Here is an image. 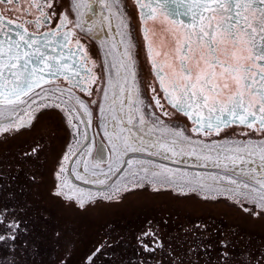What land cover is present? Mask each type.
Masks as SVG:
<instances>
[{
	"label": "snow or ice",
	"instance_id": "snow-or-ice-1",
	"mask_svg": "<svg viewBox=\"0 0 264 264\" xmlns=\"http://www.w3.org/2000/svg\"><path fill=\"white\" fill-rule=\"evenodd\" d=\"M98 2L110 34L113 17L118 20L117 31L112 36L113 42L105 54L107 88L103 91V100L105 102L108 100L109 89L118 88L121 97L120 108L123 111L124 97L127 93L128 111L138 113L136 120L142 125L146 122L143 109L151 108V105H144L141 99L137 82V63L132 54L134 45L131 35L128 33L126 36L119 31L121 25L127 27L119 0H98ZM134 3L140 9L146 10L142 15L147 19L155 20L159 15H163L171 25L166 30L172 36L175 45L173 52L155 51L149 41L147 55L165 103L192 121L195 125L191 128L193 133L219 134L222 129L233 124L264 132V0H147V2L134 0ZM59 6L68 7L74 12L75 22L69 18L67 12H62L55 30L30 32L28 27H25V23L34 24L39 30L44 26L50 27V22L57 18L56 11L51 13L47 11L53 8L52 0H0V105L13 106L10 115L17 117L7 124L0 123V134L31 126L38 113L48 109H58L65 115L67 124L74 129L76 135L87 138L86 130L91 125L93 113L89 104L84 99L74 96L71 89L78 88L87 96H92L93 92L89 86L98 81L93 71L97 65L90 60L89 53L81 45L76 31L65 29L72 24L74 29L90 32L91 29L85 30L82 24V9L89 6L85 0H67V5ZM22 10L25 15L35 18L20 23L9 18L12 13H19ZM89 10L95 14V8ZM172 16L177 18L185 16L190 22L185 23L180 19L169 20L168 18ZM148 31L146 27L143 29L146 41H148ZM116 36L120 37L118 42ZM74 39L75 48L72 46ZM161 55L165 56L163 61L157 59ZM59 77L68 82V89L41 87L51 84ZM144 87L145 89L151 87L153 95L150 99L157 109L168 115L164 111L165 103H162L156 87L150 86L146 80ZM38 88L43 93V95L37 93L41 102L37 104L33 99L31 104H28V109H31L33 104L37 105L36 109L22 110L23 115L16 112V106L27 103L22 98L28 97ZM65 95L68 97L67 100L64 99ZM113 97H116L115 91ZM69 101H73L71 106ZM98 107L100 115L104 116L106 112L104 103H100ZM108 111L111 113L112 121L117 125L123 123L118 120L114 106H110ZM151 115L155 116L154 113ZM0 116H3L2 111ZM25 116L28 117L27 120ZM126 122L132 125V117L128 116ZM155 123L163 124L159 120ZM80 125L85 126L84 131H81ZM104 128V136L109 141V151L116 156V161L108 164L107 171L99 162L93 164L90 170L88 160H70L80 151V149L73 151L70 148L69 154L62 158L65 163L60 164L53 174L54 183L50 192L54 200L59 199L64 209L87 211L88 205L96 198H112L105 192L93 193L80 188L70 179L73 177L87 184L89 180L85 174L91 171V175L96 177L92 183L110 187L113 193L121 190V184L125 190L145 185L151 186L154 191L170 187L181 195H188L189 192L206 193L205 199L225 196L251 215L264 214V178L257 172L259 168L264 173V142L233 143L219 149L215 144L194 142L182 129L165 126L163 131L173 137L171 143L159 144L158 151L148 152V155H161L160 150H163L164 159L195 157L203 161L198 165L199 167L206 168L207 162L212 161L214 166L222 169L223 172V174L209 173L205 176L199 172L190 174L181 168L172 169L163 164H155L151 160L136 158L123 160L122 157L129 153L146 152L147 149L134 146L130 143L129 136L121 135L126 131L124 127H119V132L114 135H110L107 131V123ZM113 138L119 143H113ZM177 142L187 145V150L185 147L177 148ZM77 143H80L79 139ZM42 147L37 141L31 151L25 152L24 155L38 158ZM213 152L215 157L212 155ZM87 153L91 155V147L87 149ZM254 157L260 160L259 165L255 164ZM69 162L74 166H66ZM177 162L173 160V163ZM248 165L253 166L248 167ZM81 166L83 173L80 171ZM229 171H237L238 174L235 177L229 176ZM101 176L102 179L99 178ZM112 176H116V180L109 185ZM240 176H248L253 183L240 179ZM12 179L16 180L17 177L14 176ZM30 179L37 182L35 175ZM224 182L233 187L224 188L222 186ZM244 204L255 205L260 212L250 211L244 207ZM41 219L45 222L46 228L49 215L41 213ZM0 224H3L2 220ZM7 227L20 228L21 233H28L31 241L25 240L24 243L38 253L46 244L44 236L38 234L34 228L31 230L27 227L21 228L20 223L6 226V230ZM52 235L57 245L62 240L65 241V255L55 264H70L73 242L66 239L65 230L57 228ZM18 238L19 234L10 237L13 241ZM0 240H4L7 245L4 235H0ZM104 246L101 245L82 257V264H97L103 255L101 248ZM145 247L147 248V245ZM247 264L252 262L248 261ZM256 264H264V252L256 260Z\"/></svg>",
	"mask_w": 264,
	"mask_h": 264
},
{
	"label": "flooded vegetation",
	"instance_id": "flooded-vegetation-1",
	"mask_svg": "<svg viewBox=\"0 0 264 264\" xmlns=\"http://www.w3.org/2000/svg\"><path fill=\"white\" fill-rule=\"evenodd\" d=\"M52 2L53 8L47 11L49 13L56 11L57 18L50 22V27L44 26L39 30L34 24L25 23L30 32L55 30L62 12H67L69 18L75 22V13L68 7L59 6L67 5V0H52ZM123 2L130 16L135 51L140 61L141 78L147 101L163 117L181 116L165 103L163 93L152 73L136 5L133 0ZM9 18L25 22L35 17L25 15L22 10L19 13H12ZM65 30L76 31L77 37L89 53L90 60L97 65L94 71L99 74L97 83L89 86L93 92L92 96L89 97L76 88L71 90L74 96L84 99L89 104L93 113L88 135L84 141L89 140L88 143L92 148L87 160L94 162L99 146L97 135L99 134L100 138L106 141L105 115L101 116L98 110L99 129L97 128L96 131L95 114L90 104L97 99L101 89L98 53L91 35L74 29L72 24ZM145 80L150 86L156 87L162 103H165L164 111L168 115H164L155 107L150 99L153 95L151 87L148 89L144 87ZM69 102L71 106L73 101ZM143 110L146 112L145 109ZM48 112H53L59 117L56 120L44 121V124H47L45 130L33 135L25 133V131L31 132L35 125H40L39 119ZM185 120L187 121L186 118ZM59 126L67 131L68 142L70 137H73L72 145L70 144L73 147L78 136L67 124L65 115L57 109H48L39 113L28 129L0 135V177H2L0 210L7 209L0 211V220L3 221V224H0V235H4L7 239V245L4 240H0V264H55L65 255V241L62 240L59 245L54 243L52 233L57 228L65 230L66 239H70L74 244L70 264H82V257L101 245L105 246L101 248L103 255L97 264H247L248 261L256 264V260L261 257V253L264 252V214L251 215L225 196L205 199L199 192L181 195L171 191L170 188L154 191L153 188L141 187L126 192L116 203L105 204L106 201L111 200L95 199L88 206L87 211L74 212L64 209L59 199L54 200L50 195L54 183L53 174L59 164H62L63 156L69 152V146L66 145L62 152L58 153V145L64 140L59 142L55 137V130L57 128L59 130ZM81 126L84 125H80V128ZM236 128L238 133L244 135L264 137V132ZM53 131L54 133L51 134L50 132ZM37 141L43 146L38 158L25 156L24 153L30 152ZM33 175L37 177V182L30 179ZM14 176L17 177L16 180L12 179ZM144 191L152 195L169 194L171 199L155 201L136 196ZM188 203L193 204L194 207ZM226 206L235 209L237 213H230ZM244 207L250 211L260 212L252 204H244ZM41 213L50 217L46 228ZM16 223H20L21 228L27 227L29 230L34 228L38 234L44 236L46 244L39 253L24 243L25 240L31 241L28 233H21L20 228L7 227L6 230V226ZM15 234H19V238L13 241L10 237Z\"/></svg>",
	"mask_w": 264,
	"mask_h": 264
},
{
	"label": "bare ground",
	"instance_id": "bare-ground-1",
	"mask_svg": "<svg viewBox=\"0 0 264 264\" xmlns=\"http://www.w3.org/2000/svg\"><path fill=\"white\" fill-rule=\"evenodd\" d=\"M85 3L89 7L82 9V11L84 13V15L82 17V24H83V27H84L85 30L90 28L91 31L90 32L84 31V32L87 33L88 35H91L93 38L95 37L96 39L101 38V36L104 35L103 32H105V31H106V35H107L108 34L107 25H103V26L106 27V30H104V31H102V28L105 29V27H102L100 25V22H101L100 20L103 17L101 15V9H100V4H99L98 0H85ZM91 7L95 8V14H93V12L89 10V8H91ZM102 22H104L103 19H102ZM114 33H115V31H114ZM116 40L118 41V37L116 38ZM132 54H133V52H132ZM133 57H134V54H133ZM42 88H45V89H47V88L68 89L69 87H67V86L65 87L64 85L61 86L60 84H53V85L43 86ZM37 93H39L40 95H43V93L41 92V89H37L33 93L29 94L28 97H23L22 99H24L27 103L19 104L18 106H16V112H18L21 115H23V111L22 110H28V111L35 110L37 105L33 104L32 108L28 109V104H31V101L33 99H35L37 101V104H39L41 102L39 96L37 95ZM125 94L127 95V93H125ZM53 99H54V97H53ZM64 99L65 100L68 99L67 95H65ZM101 100H102L101 103H104L105 109L107 111V109L109 107L108 102L110 100H112V101L115 100V98L113 97L112 89L109 90V98H108V100L106 102L103 100V93H102V99ZM5 106H8V105H5ZM10 107H13V106H10ZM0 111L3 112V116H0V123L7 124V123H9L11 121H14L17 118L15 115H10L8 117L9 113L5 112L4 109H2V108H0ZM120 113L121 114L118 117V120L123 121V123L121 125H117L116 122L112 121L111 119H108L105 116L104 121H105V124L107 123V125H108L107 131L109 132V134L110 135H114L115 133L119 132V127H124L126 129V131H125V133H123L121 135L129 136L130 137V143H132L134 146H136L138 148L147 149L146 152L142 151V152H137V153H129L128 155L123 156V157H125V160H127L129 158H136V159H139V160H151L155 164H163V165H166L167 167L172 168V169H176V168L184 169V170L188 171L190 174L191 173H196V172L204 174L205 176H207L209 173L215 174L217 172H220L221 174H223L222 169L216 168L212 161L207 162V167L205 168V167H199L198 166L201 163H203V161L197 160L195 157L189 158L187 156H183V157H176V158H172V159H164L163 158V155H164L163 150H160L161 151V155H152V156L148 155V152H153V153L157 152L158 148H159V144H161V143H171V140L173 139V137L170 134L165 133L163 131L164 126L159 125L158 123H155V121H153V119L150 118L148 116L147 112H145V111H144V114H145V117H146V122L144 124H142V125L137 123V120H136L137 115L135 113H134L135 116H131L132 119H133V124L132 125H128L127 122H126L127 121V117H128L127 114H126L127 112L123 110V112H120ZM5 117H7V119H5ZM27 119H28V117L25 116V120H27ZM35 119H36V117H35ZM109 120H110V122L108 123ZM24 127H29V126H24ZM166 127L173 128V127H170V126H166ZM21 129H23V127L19 128V130H21ZM80 129H81V131H84L85 126H81ZM13 131H15V130H13ZM104 131H105V128H104ZM2 134H0V135H2ZM87 135H88V128L86 130V136ZM188 137H190V136H188ZM78 139H79L80 143H77ZM191 139H192V137H191ZM75 140H76V143L73 145V147L71 146L72 145L71 144V145H69L68 149H70L72 147L71 149L73 151H75L76 149H80V151L77 153V155L72 156L70 158V160L71 161H75L77 159H85V160H87V158H88L87 149L89 147H91V145L88 143L89 140H87V142H85L84 141L85 138L82 137V136L81 137H77ZM112 142L113 143H119L114 138H113ZM196 142L197 143H202V144H207V145L215 144L219 149H223L225 146H230L233 143H235V144H246V143L250 142V143H253V144H260L261 142H264V139H261V140H230V141L227 140L226 142H222V143H218V142H215V141H212V142H205V141L198 142V141H196ZM82 143H84L83 147H81ZM102 143L103 144L100 143V146H98V151L96 152V155L94 157V162H89V165H90V167H92L93 164L99 162V163H101V166L104 168V170H107L108 164L115 162L116 161V157H115V155H112L110 153V151H109V149L107 147L108 145L106 146L104 141ZM84 146H85V148H84ZM176 147L177 148L185 147V149L187 150V145H183L180 142H177ZM197 151H199V149H197ZM205 151H207V150H205ZM67 154H69V152H67ZM168 155L170 156V153H168ZM212 155L215 157V152H213ZM253 159H255V164L256 165H259L261 163L260 160L258 159V157H254ZM173 160H177L178 162L177 163H173ZM225 162H227V161H225ZM62 164H63V162H62ZM66 166L71 167V166H74V165H72L69 162V163L66 164ZM252 166L253 165H248V167H252ZM90 170H91V168H90ZM80 171L83 173V167L82 166L80 167ZM257 172L261 174L262 178H264V173H262L259 168H257ZM48 173H47V176H48ZM237 174H238L237 171H229L228 172V175L229 176H233V177L237 176ZM85 175H86L87 179L89 180V183H87V184H85L83 181H77L73 177H70V179H72V182L74 184H76L77 186H79L80 188H83L85 190H90L93 193L105 192V193H107L108 195H111V196L114 195V194L118 195V192L113 193L112 189L110 187L100 186V185L92 183V181L94 179H96V177H93L91 175V171L89 173L85 174ZM99 178L102 179L103 177L101 176ZM240 179L246 180L249 183H253V181L248 176H240ZM115 180H116V176H112V179H110L109 182H108L109 185L113 184V182ZM222 186L224 188L233 187V186L229 185L227 182H224ZM129 187H131V186H129ZM166 188L167 187H165V189ZM131 189H134V188H131ZM121 190H123V192L128 191V190L124 189L123 184H121ZM185 191H187V189H185ZM201 194H203V196L206 195V193H201ZM99 199H102V198L101 197L96 198V200H99Z\"/></svg>",
	"mask_w": 264,
	"mask_h": 264
},
{
	"label": "rangeland",
	"instance_id": "rangeland-1",
	"mask_svg": "<svg viewBox=\"0 0 264 264\" xmlns=\"http://www.w3.org/2000/svg\"><path fill=\"white\" fill-rule=\"evenodd\" d=\"M119 6H120V10L123 12L124 14V23L127 24V27H124L123 25L120 26V29L119 31L121 33H124L126 36L128 33H130L131 35V40H132V43H133V48H132V52L134 54V59L136 60V63H137V69H138V85H139V88H140V92H141V99L143 100L144 102V105H150L149 104V101H147V98L145 96V93H144V88H143V82H142V78H141V66H140V61H139V58L136 54V51H135V41L133 39V32H132V25H131V22H130V16L127 12V9L124 5V2L123 0H119ZM92 8V7H91ZM83 12V11H82ZM84 15V13H83ZM83 17V16H82ZM103 19V18H102ZM102 19L100 20V25L102 27H105L103 25H107L106 22H102ZM104 23V24H103ZM117 23H118V20L116 17H113L112 19V33L110 34L109 33V30L107 29V32L108 34L106 35V31L103 32L104 35L101 36V38L99 39H96L95 37L93 38V41L96 45V49H97V53H98V64H99V70H100V74H101V89H100V94L97 96V99L98 100V104L96 106H93L92 105V108H93V112L95 114V126L96 128L99 129V119H98V110H99V104H100V101H101V97H102V93L104 91L105 88H107V83H106V80H107V70L106 68L104 67V60H105V54L106 52L108 51V48L110 47L111 43L113 42L112 41V36L115 35L116 31H117ZM108 28V27H107ZM106 30V27L105 29L102 28V31ZM115 31V33H114ZM132 33V34H131ZM93 35V34H92ZM108 36V37H107ZM118 37V41L120 39L119 36H116L115 39ZM102 39V40H101ZM104 41H107V43H103ZM117 41V40H116ZM117 41V42H118ZM139 62V63H138ZM121 75L123 76V72L121 73ZM129 81H131V78L129 77ZM110 90V89H109ZM115 91L116 92V97H115V100H110L108 102V105L109 107L110 106H114L115 107V114L117 116V118L120 116V112H123L121 111V108H120V95L119 94V91H118V88L117 89H112V92ZM134 93V92H133ZM126 94H125V108H124V111H126L127 113V116H135L134 113L138 116V113H136L135 111H132V112H129L128 111V108H127V101H126ZM133 97L135 98V93L133 94ZM90 103V102H89ZM91 104V103H90ZM70 105V104H69ZM119 106V107H118ZM108 107V109H109ZM0 108L4 109L5 112H8L9 115L8 117L10 116V110L12 109V107L10 106H5V105H0ZM119 108V109H118ZM105 112V116L108 118V119H111V113L108 111ZM148 114V116L150 118L153 119V121H156V120H159V121H162L163 124L162 126H171L173 128H178V129H182L184 131V133H186L188 136L192 137V140L194 142L198 141V142H202V141H205V142H212V141H215V142H218V143H222V142H226L227 140L230 141V140H261V139H264V137L262 138H256L254 136H248V135H244V134H241V133H238L237 132V128L236 127H232V128H229L227 129L225 132H223L221 134V136L219 137H203V136H200V135H197V134H194L192 131H191V125L185 120V119H182V118H179V117H172V118H166V117H163L161 116L159 113H157L151 106V108H148V107H145L144 108ZM58 110V109H57ZM62 113V112H61ZM152 113L155 114L154 117H152ZM64 115V114H63ZM59 116H57V114L53 113V112H48L46 113L45 115H43L38 123L40 125H35V127L37 126V128L34 127V129L29 132V131H25L26 134H35V133H38L40 131H42L43 129L45 130L46 129V126L47 124H44V121H46L47 119H54L56 120ZM112 120V119H111ZM110 122V120L108 121V123ZM37 123V124H38ZM104 125H105V122H104ZM161 125V124H159ZM30 127V126H29ZM56 127V126H55ZM60 129L58 130H55L56 134H55V137L56 139H58L59 142H61V140H63L62 144L58 145V153L60 151V153L62 152V150L64 149V147L67 145V147L71 144L72 142V136L70 137V141L68 142L69 140V135L67 133L66 130H62L61 129V126H59ZM108 127V125H107ZM24 129H28V127H23V130ZM108 129V128H107ZM186 131V132H185ZM7 134L10 133V132H6ZM4 133V134H6ZM3 135V134H2ZM73 135V134H72ZM68 143V144H67ZM105 145L108 147L109 149V141L108 139H106L105 141ZM67 147H66V150H67ZM57 150V148H56ZM65 150V151H66ZM116 157V156H115ZM123 160H125V157H122ZM63 164H64V161H63ZM60 165V164H59ZM58 169V168H57ZM56 169V171H57ZM107 171V170H105ZM138 188H141V187H136L134 189H131V190H128L126 192H129V191H133L135 189H138ZM144 188H152L151 186H148V185H145ZM167 188H170V187H167ZM164 190V188H161V190ZM171 191H175L173 190L172 188H170ZM126 192H123V190H120L118 192V195L114 194L112 195L113 197L111 199H106V200H111V201H106L105 204H110V203H116L119 198L123 197V194L125 195ZM177 192V191H176ZM135 195V194H134ZM136 196L138 198H141V199H153V200H158V199H161L160 201H166V200H169L171 199V196L169 194H161V195H152L146 191L144 192H140L138 193V195L136 194ZM104 198H102L101 200H103ZM184 203V202H182ZM92 203H90L89 205H91ZM190 204V203H188ZM88 205V206H89ZM185 205V203L183 204ZM190 206L194 207L193 204H190ZM227 207V206H226ZM228 208V207H227ZM225 210V209H224ZM228 210H230L229 212L230 213H237V211L235 209H232V208H228ZM74 212L75 211H79V210H73ZM252 211V210H251Z\"/></svg>",
	"mask_w": 264,
	"mask_h": 264
},
{
	"label": "water",
	"instance_id": "water-1",
	"mask_svg": "<svg viewBox=\"0 0 264 264\" xmlns=\"http://www.w3.org/2000/svg\"><path fill=\"white\" fill-rule=\"evenodd\" d=\"M134 2V0H133ZM143 2H147V0H143ZM135 4V3H134ZM136 5V8H137V11H138V16H139V21H140V24H141V33H142V36H143V39H144V32H143V29L146 27L149 31H148V41H145V49H146V53H147V45L149 43V41L152 43L153 45V49L155 51H160L162 53H172L173 50H174V42H173V39H172V36L169 35L168 31L166 29L170 28L171 25L167 22V20L165 19V17L163 15H159L155 20H152V19H147L146 17H144L142 15V12L146 11V10H142L139 8V6L137 4ZM155 6V5H154ZM174 7V6H173ZM169 20H174V19H180V20H183L185 23H188L190 22L189 21V18L188 17H185V16H181V17H175V16H172V17H169L168 18ZM14 20V19H13ZM16 21L17 23H20L19 21L17 20H14ZM26 27V26H25ZM81 42V41H80ZM81 45L83 46L84 50H86L85 46L83 45V43L81 42ZM74 48L76 47L75 45V40H73V45H72ZM87 51V50H86ZM148 56V55H147ZM149 59V58H148ZM158 60L160 61H163L165 59V56L164 55H161L160 57H157ZM169 59H171V56L169 57ZM150 62V60H149ZM150 65H151V62H150ZM89 66H91V64H89ZM152 69V73L155 77V71L154 69L151 67ZM167 71V69H165ZM94 71V69H93ZM94 73L97 75V77H99V74L96 73L94 71ZM157 83H158V79L155 77ZM53 84H63V85H67L69 87V84L67 81H65L62 77H59V78H56L53 80V82L51 84H47V85H53ZM47 85H42L41 87L43 86H47ZM93 85V84H92ZM159 85V84H158ZM91 86V85H90ZM39 89V88H38ZM78 89V88H76ZM37 90V89H35ZM34 90V91H35ZM80 90V89H78ZM31 94V93H30ZM100 94V92H99ZM98 104V100H94V102L91 103V105L93 106H96ZM171 107V106H170ZM174 110V109H173ZM178 113V112H177ZM180 114V113H179ZM181 116H183L184 118H186L183 114H180ZM187 119V118H186ZM187 122L191 125V128L194 127L195 125L192 123V121L188 120L187 119ZM232 127H239V128H247L246 126H241L239 124H233V125H230L228 126L227 128L225 129H222L219 134H216L215 132L211 133V134H197V135H200V136H203V137H219L221 136V134L223 132H225L227 129L229 128H232ZM249 129V128H248ZM254 130V129H252ZM96 131H97V128H96ZM258 131V130H257ZM195 134V133H194ZM97 141H98V145L100 146V143L103 144V140L100 138L99 134L97 135Z\"/></svg>",
	"mask_w": 264,
	"mask_h": 264
},
{
	"label": "trees",
	"instance_id": "trees-1",
	"mask_svg": "<svg viewBox=\"0 0 264 264\" xmlns=\"http://www.w3.org/2000/svg\"><path fill=\"white\" fill-rule=\"evenodd\" d=\"M177 117H179V118H182V119H185L184 117H182V116H177ZM51 134H53L54 133V131L53 132H50Z\"/></svg>",
	"mask_w": 264,
	"mask_h": 264
},
{
	"label": "built area",
	"instance_id": "built-area-1",
	"mask_svg": "<svg viewBox=\"0 0 264 264\" xmlns=\"http://www.w3.org/2000/svg\"><path fill=\"white\" fill-rule=\"evenodd\" d=\"M61 86H63V85H61ZM65 87H66V86H65ZM67 87H68V86H67ZM38 114H39V113H38ZM38 114H37V115H38ZM37 115H36V116H37Z\"/></svg>",
	"mask_w": 264,
	"mask_h": 264
}]
</instances>
